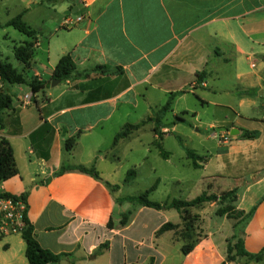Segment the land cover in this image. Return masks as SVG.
<instances>
[{"label": "crops", "instance_id": "0c3cea01", "mask_svg": "<svg viewBox=\"0 0 264 264\" xmlns=\"http://www.w3.org/2000/svg\"><path fill=\"white\" fill-rule=\"evenodd\" d=\"M41 1L45 0H21L19 13L26 24L28 17L36 14L37 26H28L36 33L34 49L40 53V63L37 59L33 63V58L26 78L36 77L44 87L33 98L27 85L22 94L4 87L12 109L4 110L0 129V138L9 142L18 170L15 177L0 184V193L25 197L26 217L40 247L53 254H68L59 264H97L106 254L108 260L103 264H112L110 242L119 238L123 259L117 258L116 264H125L126 248L134 241L135 264L146 260L170 264L166 249L177 241L174 233L156 232L165 223L181 225L180 213L178 221L172 223L167 216L170 210L118 203L124 197L116 196L121 190L112 180L116 168L111 167L104 176V162L116 145L139 134L148 124L154 142L160 144L172 130L159 110L170 95H174L169 110L173 112L172 106L192 94L202 105L227 109L236 118L214 120L210 126L238 129L241 134L242 130L259 132L253 140L223 132L229 136L219 145L224 153L215 156V170L202 182L211 188L215 184L220 190L218 180H231L221 192L235 191V209L247 213L255 207L241 229L243 248L250 254L264 249V0H61L55 5L38 4ZM66 16L81 20L65 27ZM65 54L71 56L78 73L97 66L120 73L107 76L91 72L87 78L51 86L53 69ZM201 72L204 76L200 80L197 75ZM200 89H209L213 96H224L228 101L206 100L198 93ZM257 107L262 112L259 118L250 114ZM179 111L186 114L188 110L181 105ZM138 114L143 118L135 122ZM147 118L152 120L128 138L102 148L124 125ZM249 121L257 127L245 125ZM44 122L53 129L47 160L37 156L30 139ZM71 137H77L76 143L66 152L64 142ZM84 138L92 142L88 148ZM35 139L37 142L40 137ZM195 155L201 158L198 164L202 170L210 168L213 156ZM67 166L93 167L101 180L78 170L60 172ZM104 183L118 188L113 191ZM220 206L206 202L189 210L197 216V242L187 255L179 249V264H243L240 259L227 261L233 223L225 215H216ZM126 212L130 216L121 226ZM104 243L109 245L96 254ZM25 248L19 233L0 236V264H28ZM140 248L147 251L141 262ZM247 264H264V255L263 261Z\"/></svg>", "mask_w": 264, "mask_h": 264}, {"label": "rangeland", "instance_id": "374dc122", "mask_svg": "<svg viewBox=\"0 0 264 264\" xmlns=\"http://www.w3.org/2000/svg\"><path fill=\"white\" fill-rule=\"evenodd\" d=\"M22 6L23 4H21V0H0V60H6L20 72L22 71V64L15 59L13 48L19 46L23 41H28L30 39L12 27L5 26V24L19 14ZM73 17H75V15H73ZM36 19V14L31 15L28 17L27 25H30L31 27L37 26ZM34 57L35 59L33 60V63L36 59L38 60V63H40L39 51L35 50ZM212 80V77H210L208 80L209 86L212 84ZM193 86L195 87L197 85L193 83ZM8 88L9 91L12 90L15 94H22L23 92L21 90H26L27 86L25 84H13L8 85L7 89ZM4 90L5 89L3 88V92ZM198 93L206 100H219L220 102L225 100L228 101L224 96H213L209 89H200ZM180 103L181 104L179 105L172 106L173 112L168 111L164 113L163 116L165 124L172 131H170L161 142L156 140L157 142H160L163 151L168 153L169 156L167 160H164L158 154L159 152L153 139V132L149 130V124L142 128L139 134L126 139L122 143L120 142L116 145V148L113 151L108 152L107 156L109 160L104 162L107 166L104 176L109 173L111 167L116 168L114 175H112V180L116 182L121 189L116 193V196H138L157 182L156 190L149 194V199L151 201L158 203H164L173 199L189 201L200 196L202 193H218L219 195L223 193L221 190H223V188L225 189V186L231 183L230 179L222 178L216 182L220 188V190H217V185L214 184L212 188L207 187L206 184L202 182V178L215 170V156L224 153L223 149L219 148V145H222L221 143L224 141V138H226L227 141L229 140V136L222 134L223 132L217 131V125H210L214 120H236L232 111L216 107L213 104L202 105L200 101L197 100L196 95L192 94H188ZM181 105L187 107L188 111L186 114H182V112L179 111ZM237 110L238 109L235 107L236 112ZM250 114H254L256 118H259L262 115L261 108L257 107ZM176 116L182 118V120H176ZM139 117L143 118V115L138 114L135 117V122L138 121ZM174 125L175 127L173 128ZM245 125H253L257 127L255 122L250 121ZM221 136H224V138ZM84 140L85 148H88L92 142H90V138H84ZM106 142V145L102 148H106L108 145L110 146L112 139L107 138ZM186 149L192 150L198 155H206L208 158L213 156V158H211L210 168L206 171L202 170L201 167L193 168L190 160L186 157ZM102 150L104 151V149ZM130 171L134 172V176L128 177L127 182H125L127 174ZM225 172L227 174L230 173V171L227 170ZM128 204L129 203H127V205ZM130 204L134 205L132 203ZM231 204L233 203H230V205ZM127 205H124L123 207L124 212L127 210ZM133 213L134 211H131V214ZM177 213L176 210L168 211L167 216L170 222L176 223L178 221ZM190 217L197 218L195 215H191ZM181 226L182 225L178 226L177 234L173 235L174 239H177V236H180L179 231L181 230ZM195 235L196 229L195 234H193V239H195ZM107 244L109 245V243ZM134 245L135 241L134 243H128V247L126 248V259L124 258L126 260L125 264H135L136 262L137 254H135ZM110 246L112 249V264H116L117 258L119 261L123 259L119 238H115L111 241ZM180 246L181 242L176 241L171 244V247L166 249L167 251L169 250L170 264H179V259L181 257L179 251ZM130 248L133 249V253L129 252ZM138 253L139 262H141L147 256V251L144 248H140ZM98 259L99 260L96 262L97 264L106 263L108 255L106 254V256ZM85 263L93 264L88 262ZM142 264L150 263L149 260H146Z\"/></svg>", "mask_w": 264, "mask_h": 264}, {"label": "trees", "instance_id": "16d2710c", "mask_svg": "<svg viewBox=\"0 0 264 264\" xmlns=\"http://www.w3.org/2000/svg\"><path fill=\"white\" fill-rule=\"evenodd\" d=\"M61 0H45L38 2V4H48L55 5ZM23 13H19L14 18L9 20L5 26H10L19 33L25 35L30 40L22 42L19 46L13 48V54L15 59L22 64L23 71H19L12 66L6 60H0V77L3 82L4 87L13 84H25L29 86L33 96L43 89L44 83L39 81L36 77L28 80L26 78V71L31 67L32 60L35 55L34 41L36 33L32 30L22 19ZM91 72H101L104 75L112 76L114 74L120 73L118 69H111L105 66H97L91 71H85L78 73L76 70L75 63L69 54H65L56 63L53 73L52 80H56L59 83H64L72 79H82L87 78ZM198 78L201 80L204 76V72L199 73ZM174 95H170L166 104L159 110L161 114L169 111L171 109V104ZM6 109H12V101L10 95L4 93L0 97V129L2 128L3 121V112ZM158 120V113H156ZM152 119L147 118L137 124H126L120 131L114 136L112 145L115 146L119 140L126 139L132 135L135 131L139 130L145 124L150 122ZM176 120L181 121L182 118L176 117ZM47 133L50 136H47ZM45 135V136H44ZM53 135V129L44 122L35 132L30 134V139L33 143V148L37 156L41 159H48V152L46 151L47 145L49 144L51 137ZM47 136V137H46ZM258 131H245L242 130L241 138L245 140H253L258 138ZM40 137L39 141L36 142ZM77 137H71L66 139L64 142V149L66 152L73 150ZM159 155L163 159H168V153L163 151L159 143H156ZM187 159L190 160L191 166L193 168H199L200 165L198 162L201 160L200 157L196 156L192 150H185ZM65 170H78L83 173L90 174L97 180H101L98 176V172L93 168H86L83 166H67L62 167L60 172ZM59 172V173H60ZM18 174L16 168L15 159L13 156V150L9 142L5 138H0V184L4 181H7ZM134 176V172L130 171L127 174L125 182H127L128 177ZM109 189L116 190L118 186H110L108 183H104ZM157 187V182L154 183L148 190L139 194L138 196H128L121 199H118L117 202H127L132 203L136 206H141L145 208H151L154 210H176L181 215V230L179 231L180 236H177V241H181L180 251L183 255L189 254L196 245V235L193 239V234H195V224L197 218L190 217L192 214L189 212L192 208H199L206 202H218L221 206L217 209L216 215L224 216L232 221L233 235L227 241V261L234 262L236 259H240L243 264L250 262H261L263 261L264 249L256 254H250L246 252L243 248V242L240 238L241 229L243 226L250 220L253 215L255 207H253L249 212L245 213L244 211L236 210L233 204L236 201V195L234 190H229L223 192L219 195L202 193L200 196L189 200H176L173 199L170 202L158 203L151 201L149 199V194L154 192ZM0 198H11L14 200H22L25 202L24 196H12L7 193H0ZM264 199V196H263ZM229 200V201H228ZM228 202V203H227ZM26 203V202H25ZM130 213L123 214L121 217L120 225L124 226L129 218ZM194 216V215H192ZM196 216V215H195ZM25 223V228L21 233V237L25 242V257L28 261V264H59L63 257L69 256L68 254H53L49 250L43 249L37 243L33 235V226L28 221L26 217V212L23 219ZM110 226V222L108 224ZM178 226L171 223H165L160 227L156 232V235H160L167 231H173L174 234H177ZM107 247V243L100 245L96 251V254L101 253Z\"/></svg>", "mask_w": 264, "mask_h": 264}, {"label": "built area", "instance_id": "2783aa9c", "mask_svg": "<svg viewBox=\"0 0 264 264\" xmlns=\"http://www.w3.org/2000/svg\"><path fill=\"white\" fill-rule=\"evenodd\" d=\"M81 18L75 20L66 16L63 20V26L71 27L75 23L79 22ZM3 82L0 77V97L3 94ZM25 100L29 102V97L26 96ZM224 138V136H221ZM226 138H224V141ZM27 205L22 200H14L11 198H0V236L10 234H21L25 228L23 221Z\"/></svg>", "mask_w": 264, "mask_h": 264}, {"label": "water", "instance_id": "95a60500", "mask_svg": "<svg viewBox=\"0 0 264 264\" xmlns=\"http://www.w3.org/2000/svg\"><path fill=\"white\" fill-rule=\"evenodd\" d=\"M74 12L75 11H72V12L71 11H66L65 14H70V13H74ZM56 84H58V81H56V80H53L51 82V86H54ZM217 131L228 133V135L232 136V137L239 136L241 134V131H239L238 129H230V130H228V129L223 128V129H217Z\"/></svg>", "mask_w": 264, "mask_h": 264}]
</instances>
